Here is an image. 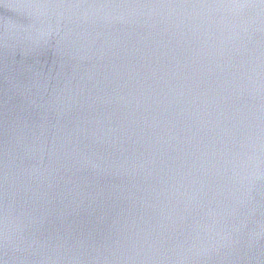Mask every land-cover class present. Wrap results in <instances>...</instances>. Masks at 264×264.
<instances>
[{
    "label": "water",
    "instance_id": "1",
    "mask_svg": "<svg viewBox=\"0 0 264 264\" xmlns=\"http://www.w3.org/2000/svg\"><path fill=\"white\" fill-rule=\"evenodd\" d=\"M0 264H264V0H0Z\"/></svg>",
    "mask_w": 264,
    "mask_h": 264
}]
</instances>
